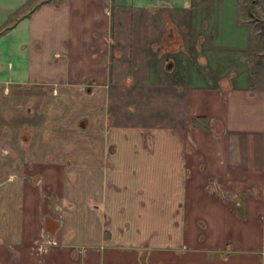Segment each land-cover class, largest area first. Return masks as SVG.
Instances as JSON below:
<instances>
[{"label":"crops","instance_id":"obj_1","mask_svg":"<svg viewBox=\"0 0 264 264\" xmlns=\"http://www.w3.org/2000/svg\"><path fill=\"white\" fill-rule=\"evenodd\" d=\"M247 23L237 0H0V264H263Z\"/></svg>","mask_w":264,"mask_h":264},{"label":"rangeland","instance_id":"obj_2","mask_svg":"<svg viewBox=\"0 0 264 264\" xmlns=\"http://www.w3.org/2000/svg\"><path fill=\"white\" fill-rule=\"evenodd\" d=\"M237 7L238 14L247 20V24L251 31L250 51H264V0H237ZM256 69L259 70L257 78H259V81L264 82V55H262V62ZM68 90L69 95L72 96V88H69ZM77 90H79L84 97L92 96L96 93L93 91L92 87L86 89L84 88V85L82 87H77ZM75 105L76 104L74 103L73 106ZM23 133L24 131L20 137V144H24L26 141L27 134ZM0 145V152L3 154H9L10 144L8 142H2Z\"/></svg>","mask_w":264,"mask_h":264},{"label":"built area","instance_id":"obj_3","mask_svg":"<svg viewBox=\"0 0 264 264\" xmlns=\"http://www.w3.org/2000/svg\"><path fill=\"white\" fill-rule=\"evenodd\" d=\"M263 264H264V261H263Z\"/></svg>","mask_w":264,"mask_h":264}]
</instances>
